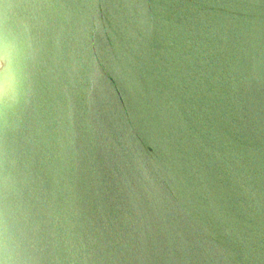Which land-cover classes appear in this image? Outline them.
Here are the masks:
<instances>
[{
	"label": "water",
	"instance_id": "1",
	"mask_svg": "<svg viewBox=\"0 0 264 264\" xmlns=\"http://www.w3.org/2000/svg\"><path fill=\"white\" fill-rule=\"evenodd\" d=\"M49 2L0 0V264H264V0Z\"/></svg>",
	"mask_w": 264,
	"mask_h": 264
},
{
	"label": "clouds",
	"instance_id": "2",
	"mask_svg": "<svg viewBox=\"0 0 264 264\" xmlns=\"http://www.w3.org/2000/svg\"><path fill=\"white\" fill-rule=\"evenodd\" d=\"M11 21L6 19L4 21V30L3 33L0 34V63L4 65V70L2 76H0V80H2L3 88L0 89V101H2L5 107H9V88L8 85L12 80V74L9 71V65L12 62V53L13 49L11 46V29H10Z\"/></svg>",
	"mask_w": 264,
	"mask_h": 264
},
{
	"label": "snow or ice",
	"instance_id": "3",
	"mask_svg": "<svg viewBox=\"0 0 264 264\" xmlns=\"http://www.w3.org/2000/svg\"><path fill=\"white\" fill-rule=\"evenodd\" d=\"M40 6L41 7H58L60 5H58L56 3H51V2H49V0H41ZM5 183H6V178H5ZM7 242H8L7 229L5 227L3 233L0 234V244H2L6 248Z\"/></svg>",
	"mask_w": 264,
	"mask_h": 264
}]
</instances>
